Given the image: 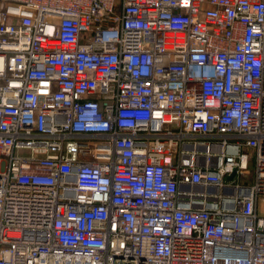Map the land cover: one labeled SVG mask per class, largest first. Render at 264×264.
Masks as SVG:
<instances>
[{
	"label": "built area",
	"instance_id": "built-area-1",
	"mask_svg": "<svg viewBox=\"0 0 264 264\" xmlns=\"http://www.w3.org/2000/svg\"><path fill=\"white\" fill-rule=\"evenodd\" d=\"M264 0H0V264H264Z\"/></svg>",
	"mask_w": 264,
	"mask_h": 264
},
{
	"label": "rangeland",
	"instance_id": "rangeland-1",
	"mask_svg": "<svg viewBox=\"0 0 264 264\" xmlns=\"http://www.w3.org/2000/svg\"><path fill=\"white\" fill-rule=\"evenodd\" d=\"M260 206L263 208V209H259V213L264 215V201L260 203Z\"/></svg>",
	"mask_w": 264,
	"mask_h": 264
},
{
	"label": "crops",
	"instance_id": "crops-1",
	"mask_svg": "<svg viewBox=\"0 0 264 264\" xmlns=\"http://www.w3.org/2000/svg\"><path fill=\"white\" fill-rule=\"evenodd\" d=\"M259 209H263V208L260 206Z\"/></svg>",
	"mask_w": 264,
	"mask_h": 264
}]
</instances>
